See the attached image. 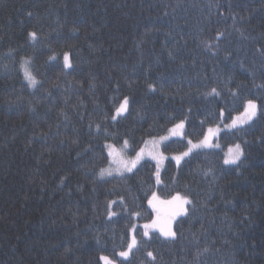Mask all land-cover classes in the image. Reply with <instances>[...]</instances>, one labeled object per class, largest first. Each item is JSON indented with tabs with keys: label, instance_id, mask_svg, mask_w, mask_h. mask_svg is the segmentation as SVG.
Listing matches in <instances>:
<instances>
[{
	"label": "trees",
	"instance_id": "trees-1",
	"mask_svg": "<svg viewBox=\"0 0 264 264\" xmlns=\"http://www.w3.org/2000/svg\"><path fill=\"white\" fill-rule=\"evenodd\" d=\"M123 97L128 112L112 121ZM248 100L258 104L251 123L177 165L188 139L229 124ZM181 120L184 138L162 146V184L151 161L100 178L104 144L138 148ZM236 144L243 156L225 164ZM153 192L191 201L175 239L142 236L171 211L149 205ZM133 227L140 246L125 260L116 253ZM102 255L264 264V0H0V264H103Z\"/></svg>",
	"mask_w": 264,
	"mask_h": 264
},
{
	"label": "snow or ice",
	"instance_id": "snow-or-ice-1",
	"mask_svg": "<svg viewBox=\"0 0 264 264\" xmlns=\"http://www.w3.org/2000/svg\"><path fill=\"white\" fill-rule=\"evenodd\" d=\"M32 40L37 39V34L32 32L29 34ZM219 35H222L219 34ZM207 47L211 48L212 45L208 44ZM51 60H55L56 57H50ZM64 66L66 68H71L72 64L69 59V54L65 53L63 56ZM28 61H25V65H27ZM24 67V75L25 79L29 81V83L34 87L38 82L35 77L32 75L30 71H28L26 66ZM150 90L155 91V87L150 85ZM209 95H219L217 90L213 88ZM129 108V98L123 97L122 100L119 102L118 106L114 107L113 115L110 117L112 121H116L119 117L123 116L125 113L128 112ZM258 113V105L253 102L252 100H248L243 112L232 119L231 124L226 125L227 128H236L242 129V126L248 124L252 121ZM223 115V113H221ZM184 128H185V121L181 120L179 123L174 124V126L167 130L168 135L160 136L159 138H152L149 140H142L141 147H134L130 144L128 139L122 138L119 146L113 143H106L103 145V149L106 150L105 159L108 161V167L102 168L100 170L99 176L101 179L105 177H112V178H122L125 176L126 173H133L137 166L141 164L145 158H149L151 160L156 161L155 166V182L157 185L162 184V180L160 177V163L167 159L164 156L163 152L160 151V145L163 144L165 141H168L173 136H180L184 137ZM97 131H100V125H96ZM221 129L219 127L213 129L208 128L207 134L204 135L203 139L193 143L191 139L187 140V150L183 151L179 155L172 157L177 163L180 164L182 160L186 157H189L193 154L196 150H201L205 148L215 147L212 143V139L217 137ZM243 149L241 148L240 144H236L233 148H229L227 155L224 158L225 164H236L240 158L243 156ZM116 201H111V204H115ZM121 203H123V199H121ZM149 205H151L154 209L157 208V204H167L170 206L171 211L164 217L158 214L155 219L151 220L150 223H145L143 227L142 236L143 237H150V231L159 232L162 236L166 238L175 239L176 232L173 231V223L178 216L184 215L187 212L185 205L191 204V201L187 199L185 196L181 195L179 192L172 195L171 199L168 201H160L157 194L155 192L152 193L151 199L148 201ZM158 212V209H157ZM109 218L116 215L114 212L108 213ZM134 215L139 216L140 213L136 212ZM132 233L130 241L126 242V247L124 250L119 251L116 253L121 258L125 260L128 259L130 254H132L134 249H138L140 246V241L136 239L135 236V227L130 229ZM147 256L150 257L153 261H155L156 257L154 256L153 252H147ZM103 264H117V262L110 258L107 255H102L99 257Z\"/></svg>",
	"mask_w": 264,
	"mask_h": 264
},
{
	"label": "rangeland",
	"instance_id": "rangeland-1",
	"mask_svg": "<svg viewBox=\"0 0 264 264\" xmlns=\"http://www.w3.org/2000/svg\"><path fill=\"white\" fill-rule=\"evenodd\" d=\"M255 103H256V102H255ZM256 104H257V103H256ZM257 105H258V104H257ZM125 114H126V113H125ZM125 114H124V115H125ZM124 115H123V116H124ZM238 116H239V115H238ZM121 117H122V116H121ZM236 117H237V116H236ZM119 118H120V117H119ZM119 118H118V119H119ZM118 119H117V120H118ZM253 120H254V119H253ZM253 120H252V121H253ZM252 121H250L249 123H251ZM249 123H248V124H249ZM229 124H231V122H230ZM229 124H226V125H229ZM248 124H245V125H243L242 127H244V126H246V125H248ZM226 125H224V126H218V127L221 129V131H222V130H230V128H227ZM171 128H172V127H171ZM215 128H217V127H215ZM215 128H213V129H215ZM231 129H234V128H231ZM183 131H184V133H185V128H184ZM221 131H220V132H221ZM220 132H219V133H220ZM163 135H168V132H166V133L163 134ZM163 135H162V136H163ZM218 135H219V134H218ZM217 137H218V136H217ZM217 137H214V138L212 139V143H213L214 145H217V140H216ZM158 138H159V137H158ZM182 138H184V137H180V136H173V137H171L168 141H165L163 144L160 145V151L162 152V146H163L165 143H167V142H169V141H172V140H174V139H182ZM202 139H203V138H202ZM196 142H197V141H196ZM193 143H195V142H193ZM215 147H216V146H215ZM211 148H213V147H211ZM232 148H233V147H232ZM196 151H198V150H196ZM194 152H195V151H194ZM194 152H193V153H194ZM227 153H228V150L225 152V156L227 155ZM186 158H187V157H186ZM144 161H151V162H153V163L156 164V161L151 160V159H149V158H145V160H143L142 162H144ZM142 162H141V163H142ZM163 162H164V160H163V161L160 163V165H159V167H160V171H161V169H162ZM138 166H139V165H138ZM138 166H137V167H138ZM126 174H128V173H126ZM102 262H103V261H102Z\"/></svg>",
	"mask_w": 264,
	"mask_h": 264
}]
</instances>
